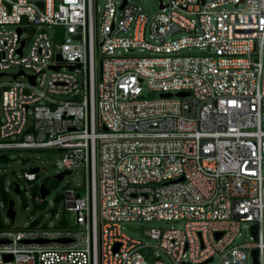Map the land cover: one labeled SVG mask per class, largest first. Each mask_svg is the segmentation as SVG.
<instances>
[{"label":"built area","instance_id":"obj_1","mask_svg":"<svg viewBox=\"0 0 264 264\" xmlns=\"http://www.w3.org/2000/svg\"><path fill=\"white\" fill-rule=\"evenodd\" d=\"M95 3L0 0V79L19 68L0 81V162L52 150L57 174L87 176L84 196L68 187L61 214L22 227L2 199L21 186L0 178V264H167L157 251L253 264L252 250L264 264V0L161 1L152 17L131 0H104L98 17ZM153 221L179 227H135Z\"/></svg>","mask_w":264,"mask_h":264},{"label":"rangeland","instance_id":"obj_2","mask_svg":"<svg viewBox=\"0 0 264 264\" xmlns=\"http://www.w3.org/2000/svg\"><path fill=\"white\" fill-rule=\"evenodd\" d=\"M135 5L140 8V12L146 14L148 17H152L160 12V2L168 3V0H131ZM95 7L97 9V15L100 17L103 13L104 0H96ZM225 9H231L229 6ZM43 29L47 32L49 37H51L52 30L48 29L46 26ZM183 33H177L173 35L174 38H179ZM29 49V43L25 48V52ZM193 52H196L195 50ZM134 56H144L147 55L146 52L135 51ZM19 68L12 67L5 70L6 76H3L0 81L3 83H8L12 81V75L18 73ZM26 76L31 75V71L28 69L24 70ZM22 76L18 78V81L22 83L27 82V77ZM81 75H79V78ZM64 100L66 97H61ZM2 107L0 104V118H2ZM11 156L7 163L0 162V178H5L12 182H17L21 186L22 194L18 195L12 191L9 192V199L14 201V212H15V222L22 227L25 224L31 222L33 218H40L46 220V216H50L53 212L61 214L64 210L63 204L54 203V198L57 194H62L66 188L70 187L75 189L76 193L85 195L87 186V176L86 172L82 167H76L72 170L70 174L64 175L60 182L53 183L51 178L59 172L57 168V162L60 160V154L52 150H19L9 153ZM39 169L38 179L36 182L27 183L22 179L18 180V176L23 171H29L31 169ZM45 183L50 190L46 198V207L44 209H35L33 200L38 194L39 184ZM36 188V189H35ZM0 214L2 218L5 217L3 210L0 209ZM135 227H140L142 229L149 228H159V229H169L171 227L178 228L179 225L173 222H147L143 224H135ZM123 234L132 240L140 241L142 243H149L150 241L144 235L143 232L131 231L128 228L123 229ZM249 241V236L246 231H242V235L237 238L233 246L242 244ZM156 252V251H155ZM159 257L162 261L167 264H174L170 258L161 251H157ZM217 261V258H215ZM251 264V263H249Z\"/></svg>","mask_w":264,"mask_h":264},{"label":"water","instance_id":"obj_3","mask_svg":"<svg viewBox=\"0 0 264 264\" xmlns=\"http://www.w3.org/2000/svg\"><path fill=\"white\" fill-rule=\"evenodd\" d=\"M36 4L39 5L40 7L42 6V2H36ZM18 31L20 33V30H18ZM73 69H74L73 67L70 68V70H73ZM31 79H32V82H33L34 77H32ZM177 95L178 96H184L183 93H178ZM162 97H169V94H163ZM30 171L31 172H37V168L31 169ZM70 173H71L70 171H64V172H61L59 174L54 175L52 177V179H54L56 182H60L63 179L64 175H67V174H70ZM15 193H17V194L20 193L18 185H16V187H15ZM39 193H40V195L42 197H45L46 195H48L50 193V190L44 184H42L40 186V192ZM61 199H62V195L58 194L57 196H55L54 202L59 203ZM13 204H14L13 200L9 199L8 200L7 216L11 220L14 219V215H15V212L13 210ZM128 229L131 230V231H138L137 228L128 227ZM250 232H251V235H252L253 239L257 240V227L255 225L251 226ZM217 237H219V235H217ZM251 256H252V259H253V264H258L257 263V250H252L251 251ZM4 259L8 260V259H10V257L5 256Z\"/></svg>","mask_w":264,"mask_h":264},{"label":"trees","instance_id":"obj_4","mask_svg":"<svg viewBox=\"0 0 264 264\" xmlns=\"http://www.w3.org/2000/svg\"><path fill=\"white\" fill-rule=\"evenodd\" d=\"M3 161H6V160H3ZM51 181H52L53 183L56 182V181H55L54 179H52V178H51ZM2 199H3L5 202H7L8 199H9V197H7V196H3V195H2Z\"/></svg>","mask_w":264,"mask_h":264},{"label":"flooded vegetation","instance_id":"obj_5","mask_svg":"<svg viewBox=\"0 0 264 264\" xmlns=\"http://www.w3.org/2000/svg\"><path fill=\"white\" fill-rule=\"evenodd\" d=\"M45 185H46V184H45ZM47 185H48V184H47ZM47 185H46V186H47Z\"/></svg>","mask_w":264,"mask_h":264}]
</instances>
